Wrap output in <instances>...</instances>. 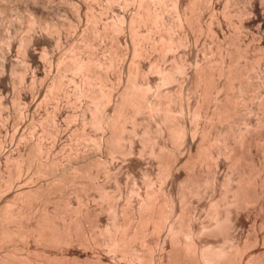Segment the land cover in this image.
<instances>
[{
    "label": "bare ground",
    "instance_id": "bare-ground-1",
    "mask_svg": "<svg viewBox=\"0 0 264 264\" xmlns=\"http://www.w3.org/2000/svg\"><path fill=\"white\" fill-rule=\"evenodd\" d=\"M54 1H57V3H54ZM105 1V6L102 7V10H100V8L99 10L101 12L107 11V14L110 12L109 10L116 7L113 5H117L115 2H121V0ZM132 1H135L136 4H131L133 3ZM132 1L129 2L131 5H126L128 8L129 6L136 5V8H133L134 11L130 10L132 13L129 11H122L116 15V11L113 9L112 12L114 11L113 14L116 15L115 19H113L111 12L112 17L110 20L107 17V20L101 17V15L104 17V13H100L99 15L96 14L98 11L96 13L93 11V8L95 9L94 5L98 3L101 4V0H0V110L6 109L8 106L10 99L8 93L11 92L16 103L15 105L17 106L15 110L17 111L18 108V112H15L14 109L10 110L15 112L13 115L16 114L18 119L17 124H19L15 130L13 129L14 126L11 125L13 127L11 129L13 133L9 130L12 133L9 134V118L7 119L6 117L5 120L3 119L0 123V264H53L55 261L56 264H59L63 259L66 260L65 263L67 264V259L68 261L70 259V256L68 257V248H71L70 246H76L81 250L86 247H92V249L94 247L99 248L101 247L100 245L109 246V251L107 250L109 253L111 248V250H115V252H121L119 255H123L129 264H135L137 258L134 257V254L137 248L134 249L133 243L138 236V232H141L139 234H143L142 236L145 238L159 231L158 228L160 226L162 229L163 227L167 229L168 233L171 235V242L175 244H172V246L170 245L171 248L173 245L174 247L173 249L170 248V256H167L169 264H186L184 258L187 254L190 256L194 255V258L197 256L196 262L198 264H240L242 261L243 254H236L237 251H234L236 255L234 254L235 256L232 257V261V258H229L230 256L228 257V254L231 252L233 253V251H229L227 254L223 249V252L222 250H215V255L213 254L215 251L211 250V254L209 255L210 252L208 253L209 250L207 249V255L203 252L206 251L207 248L203 250L202 246L204 244L202 245L200 242H195V240H190V242L187 240L188 243L187 241L186 243L181 242L180 238L176 237L180 234H176V220L174 219L176 217H174L175 208L173 209V207H175L176 204H174V202L176 201L171 195L172 192L169 190L170 188L168 189L165 184L167 182L175 183L174 186L178 194V196H176L178 200H180L179 203H182L187 197L188 190L191 194L193 191V189L191 191V188L195 185L199 187L200 184H203L201 183V181H203L201 179L202 177H200L202 166H207V171L211 173V178L208 175L209 179L207 185L208 183L211 185L214 184L216 181L215 173L217 171L215 167H218V162L221 163L218 161L220 160L219 158L223 157L227 161V166L230 169V173H227V179L225 178L226 181H228V183L225 182L227 190L224 191L225 194L229 193L232 195L230 203L232 200L234 206L236 203L248 206V203L255 201L254 196L257 194H254L256 191L254 187H257L256 184H259L260 187L262 186L264 189V183H262L264 178L262 179L259 176L261 180L259 178V180L257 179V175H260V173L258 172L257 174L254 171L253 174V167H250L253 166L252 164L246 169L248 163L246 164V160L243 158L244 153H250V150L253 149V142L260 146L259 142L262 141L260 139V133H262L261 129H264V118L258 116L261 119L257 117L255 124L249 127L250 124L247 123L249 118L246 119L245 117L252 116V114L249 110L250 107L247 109V105H244L246 106L245 109L248 111L245 110L244 114L241 113L243 115L241 122L244 127L240 125L243 127L240 129L241 127L239 128L237 125L241 131L240 133L237 131L238 128L235 129L237 122L234 121L237 119L235 118L236 120H232L234 117L233 115L238 109L236 108V104L238 105V103H240V106H242L241 104L243 103L246 104V102H244V93L254 84H251L252 79H258L259 77L256 70L254 71L256 73L253 72L254 75L251 74L250 76L249 74L250 71H253L258 66L257 62L259 56H252L250 54V46L252 44L250 43L251 45L249 46L244 43L242 40V33L245 32V28L254 25V29L256 27V32L264 36V0H240L242 1L240 8V5L234 6V4L236 5V3H238V0ZM167 2L171 4L170 8L174 9L172 10V12H175L174 20H172L174 16L172 17L171 14L168 13L169 16L165 15L170 5L166 6ZM123 3L125 4L127 2L123 0ZM104 4H102V6ZM124 4L122 6L125 9ZM232 5L238 8L233 9ZM118 6L121 5L119 4ZM97 7H100V5ZM119 8L123 10L121 7H118V9ZM165 8L166 13L164 14ZM57 14L62 15V17H58ZM169 17H172V19ZM232 17L237 18L233 35L229 34V32L225 33L224 31L226 26L228 29L227 24L234 26V24L231 23ZM72 21L77 23L78 30L76 33L74 32L77 29L74 28L76 24L73 22V25ZM126 26L132 33L130 35L132 36V41H130L132 42L131 47H128L127 43H124L125 46L122 44L119 46L120 36L122 35H120V33L123 29H126ZM72 28L75 29H73V32ZM20 29H24L23 31L21 30L24 33L26 30V34L24 37L20 35L22 38L17 40V36L14 38L11 34L14 33L15 35ZM154 31H158L157 35L154 33L155 36L153 35ZM203 32L211 36L209 38H212V45H209V43L207 47L201 42L202 44L200 47L201 52L205 54L203 58L205 59L208 55L209 59L207 57L205 60H202V58L201 60H197L199 59L198 56L194 60L193 69L190 68V71H188V67H186L188 59L186 57L188 55L185 57V52L181 51L178 53L177 51L179 49L183 50V48L187 50L188 44H190L189 41L192 40L195 41L194 46H196V44L199 43H196V40H198L196 38H199L198 35H203ZM247 33L249 35V32ZM261 34L254 35L257 36ZM251 36L255 38L253 35ZM200 38H202V36ZM101 39H106V44L107 41L111 39L110 46L106 45L103 41V43L108 46V54L106 57L97 56V53H94L95 49H93V47H98L94 44H97V40ZM96 41L97 43H94ZM203 41L205 43V37ZM124 42L126 41L124 40ZM102 44L100 43L98 45L101 46ZM122 47L125 49H122ZM202 47L206 49L203 51ZM15 48L20 52V62L13 59L12 51L13 49L16 50ZM197 48L198 46L196 49ZM197 50L196 52H199V49ZM191 51L189 52L190 54ZM93 53L96 55H93ZM153 53H156V56ZM169 53H172L170 59L175 63L171 65L172 70L170 65L167 67L166 63H163L165 66L162 64V61L164 58H167L166 55H169ZM214 55L216 56L214 57ZM128 56H131L132 60V64L130 66L128 64L130 69L127 68L126 63V57ZM190 64L192 67L193 63L190 62L188 65ZM174 65L175 68H173ZM185 68L187 69L185 70ZM125 69L128 71L127 74L129 75L124 83L122 80L125 78ZM190 72V84L188 83L187 87H189L187 89L193 88V93L190 94H197L195 96L196 99L194 98L195 101L192 110H190V107L189 111L193 121L198 120L199 122L200 118L205 120V125L201 127L202 131H199L200 126L196 123L189 128L186 126L187 124L184 119L186 116L183 118V115H185L183 111L184 108L182 109L183 102H179V106L177 105L178 107H176V104H174L175 98L173 100L171 97L173 93H170V89H154L156 92L151 91L150 94V81H157V85L160 87H165L167 84L172 82L175 83L176 81L177 83L179 81L180 84L182 82L183 85L181 84V89L179 88L180 85L176 83V85H179L176 89L182 93V90H185L182 86H184L186 82L182 79L185 77L180 80H178V78ZM64 74L70 75L71 79L69 75L68 77L72 82V86H67L69 85L67 83V85L65 84L66 78H64ZM256 82L259 83V80ZM154 84L156 85V83ZM255 85L259 84L255 83ZM191 86L192 88H190ZM248 86L250 87L248 88ZM232 90L233 92L235 90L237 91L233 93ZM258 90L259 88L255 91V96H257L256 92L258 93ZM186 92L188 94L190 90ZM224 92L225 95L222 97ZM187 94L186 97L188 98L186 99L188 100L190 96ZM206 97H208V101ZM43 98L45 100L55 99L58 101L60 99L59 102L55 103L54 107L52 106V111L46 119V121L48 120L47 122L51 121L53 118L57 120L58 118L60 119L67 116V108H69L67 104L77 103L78 100H81V102L82 100L84 101V103L81 104L82 108L80 107V109H82L80 111L81 113L77 114L72 111L73 113L70 112L68 115V117L73 120L76 119L77 116L81 117L80 126L74 127L72 130L68 127L69 124H66L68 130H64H67L66 132L69 133V138L62 139L65 136V131L59 122L57 123L55 121L56 123L54 124L52 121V128H46L45 131L50 134L51 138H54L53 142L51 141L52 145L50 144L51 146L49 147L46 145L44 146L40 141H31V139L28 138L30 136L26 135L28 131H24V128L28 127L32 129L33 126L42 122V118L37 115V112L38 109H40V103L44 100ZM61 99L66 103L64 108L60 104L62 102ZM178 100L180 101V99H177L176 102ZM231 102H233L235 106L231 105ZM260 102L262 104L260 103L261 105L259 104L260 106H257L259 111L260 108L264 107L263 99ZM11 103L12 101L10 104ZM187 103H189V100ZM210 103H212V106L208 107L207 105ZM21 104H23L22 107L20 106ZM204 104H206V108L205 106L203 107ZM187 105L190 106L191 103ZM202 108H205V110ZM189 111L187 109V112ZM246 112L250 115L244 117ZM254 113L256 112L253 111V114ZM1 114L3 117L4 113ZM11 115L10 117L12 120ZM188 117L190 116L188 115ZM12 123L14 122L12 121ZM143 124H145V127ZM47 125L50 126L49 124ZM139 126H141L140 130ZM86 127L100 130L101 135L92 138L89 134H86ZM142 127L144 129L141 130ZM198 132H201V135L199 134V142L194 145L193 137L196 138L195 136L198 135ZM63 140L66 141L64 142ZM61 141L64 143H61ZM183 144L186 146L185 150L183 149ZM182 145L183 148H181ZM80 146L83 148L86 147L87 149L80 152ZM193 146H196V149H194L196 153L193 150ZM260 147L259 149H261ZM180 148L181 150L183 149L184 152H182ZM56 151L57 153H64V151H67L66 155L68 160L74 162V164L71 166L69 165L70 163H68V166L62 165L58 157L51 156V154ZM95 155H99L100 158H96ZM249 156L251 157V155ZM115 157H117V159L120 158L119 160L122 164L127 165L126 169L128 170V166L140 165V161H144V159H142L144 157L149 158V160L151 159L154 164L152 171L156 169V180L160 182L158 183L159 186H156L158 189L156 188L157 190H154L155 186L153 184L155 180L154 182L151 180L152 178L150 175L153 172L146 169L150 161L146 160V163L142 161L147 165L144 167V172L143 170L140 172L144 173L142 176L145 182L149 184H147V187L150 188L149 186L152 182L154 189L151 186V190H148L151 192L146 194L147 196L143 198L140 196L141 193H138V191L134 192L136 194L135 196H138L136 198V206L131 205L133 201L131 204L127 202L128 204L125 206V202V209L123 205L118 202V199L121 200L122 198V192L119 194L121 198H119V195L116 196L115 193V196L112 195V193L108 194L107 191H104L106 190L105 187L103 188L105 184L99 179V174L100 172L102 173V171L111 176L113 175V177L116 176H114V174L119 170L122 173L120 167L122 168L124 165H119V170L116 168L117 171L114 170V172L110 171V166H107L112 165L108 164L109 162L117 160L114 159ZM117 164L116 162V165ZM261 166L260 171H264V166L262 164ZM200 167L201 169H199ZM214 169L216 171H214ZM125 170H123V172ZM254 175H256V178ZM48 176L51 177L49 181L45 178ZM131 176L133 175L131 174ZM204 179H206V177ZM255 179H257L258 182ZM204 182L206 186V181ZM232 182H234L235 185H233V183L230 186L229 183ZM227 184H229V187ZM253 184H255L254 187ZM93 190H96L97 193L99 192V194H97V196L99 195V199H96L97 202L95 203H99V201L100 203L96 205L90 204L91 201L94 203V200L90 199V192ZM132 190L134 191L135 189L132 187ZM132 190L130 192H132ZM194 190L199 191L198 188H194ZM198 191H196V195L199 193ZM224 192H222V194ZM222 194H220V197ZM71 195H75L74 198L77 197V206L75 205V207L70 204ZM224 196L227 197V195ZM224 196H222V198ZM228 197H230V195ZM72 199L71 197V200ZM89 199L91 201H89ZM214 202L216 204V201ZM231 204L230 208L233 207ZM223 205H225V202ZM71 206H73V208ZM166 207L168 208V212L165 213L167 215L163 220V215L165 214L160 211ZM107 208L109 209L108 211L111 212L112 222H110L111 224L109 223L111 226L109 225V227L107 225L101 227V223L99 224L97 219L102 213L104 214L105 210L107 211ZM212 209H214V207L211 208V210ZM232 209H234V207ZM241 209L243 210V208ZM214 210H212L213 213ZM182 211L183 210H181V213ZM216 211L218 210H215V212ZM118 213L127 216L122 224L118 221ZM159 214L163 215L161 216ZM230 214L231 213L228 211V218ZM180 215L182 214L178 215L181 218ZM213 215H210V217ZM234 215L236 219H238L239 213L237 216V212L235 211ZM159 217L161 219H159ZM215 217H217V212ZM210 219L213 220V217L209 218V220ZM159 220H161V222L162 220L164 221L162 225L161 222L159 223ZM224 220L225 218L223 221ZM230 221H232V219H230ZM230 221L228 222L231 225ZM220 223L222 224L223 222L220 221ZM216 224L218 223H215V225ZM211 228L214 227L211 226ZM215 228H217V225ZM80 229H84L85 232ZM177 230L179 232L178 228ZM80 231H82V235ZM190 231L191 228L189 229V232ZM193 231L195 235H198V238H200L203 232L192 229V232ZM217 231H219V228H217ZM183 232L185 233L186 231ZM198 241L201 240L199 239ZM73 247L72 250L74 249ZM199 248L202 249L199 251ZM238 248L240 249V247H237V250ZM83 249L80 253L83 252L84 254L87 249H84V251ZM162 250L163 249H161V251ZM95 251L97 250L95 249ZM65 252L68 253V255H66ZM139 253L141 254L140 251ZM152 254L153 253H151V255ZM98 255L99 254H97V256ZM113 255H115L114 252ZM123 256L120 258L122 259ZM79 258V255L72 256L74 263L75 260ZM85 258L89 261L87 257H84V259ZM100 258L101 256L97 257L93 263L95 264V262L98 261V264H104L105 262H102L103 260L101 261ZM72 259H70V261H72ZM80 260H76V262H82V258ZM86 260L82 263L86 264ZM196 262H194V264ZM72 263L73 262L70 264Z\"/></svg>",
    "mask_w": 264,
    "mask_h": 264
},
{
    "label": "rangeland",
    "instance_id": "rangeland-1",
    "mask_svg": "<svg viewBox=\"0 0 264 264\" xmlns=\"http://www.w3.org/2000/svg\"><path fill=\"white\" fill-rule=\"evenodd\" d=\"M116 1H118V0H116ZM124 1H126L127 3H123V0H121V2H115V3H117V5L116 4H113V5H115L116 7H114V8H112L111 10H109L110 12H108V14H107V11H105V12H101L100 10H102L103 8L102 7H104L105 6V0H101V4L100 3H98V4H95V5H97V6H99L100 5V7H97V6H95L94 5V7H95V9L93 8V11L96 13L97 11L99 12H97L96 14H99L100 15V13L102 14V13H104V17L101 15V17L102 18H104V19H107L108 20V18H109V20L111 19V17H112V15H113V19H115V17H116V15L117 14H119V13H121L122 11H129L130 12V10L132 11L133 10V8L135 9L136 8V5H132V6H129V5H131V4H136V2L134 1H132L133 3H131V4H129V2H131L130 0H124ZM163 1H166V0H163ZM169 1V0H168ZM238 3H236V5L234 4V6H239V8L241 7V5H242V1H240V0H238L237 1ZM54 3H57V1H54ZM105 3V4H104ZM121 5V6H118L119 4ZM102 4H104L103 6H102ZM125 5L124 7H125V9L126 8H128L126 5L127 4H129L128 6H129V8L127 9V10H125L124 8H123V6L122 5ZM170 3H168L167 2V5L166 6H168ZM233 6V5H232ZM232 7L233 9H237L238 7ZM118 7H121V9H123V10H120V8L118 9ZM171 7V4L169 5V7L167 8V14H165L166 12V8H165V10H164V14L166 15V16H169V14H171L172 15V17H173V19H172V17H169L170 19H172V20H174L175 19V12L173 11L172 12V10H174V9H172V8H170ZM99 8H100V10H99ZM171 10H170V9ZM114 9V11H116V15L115 14H113L114 13V11L112 12V10ZM117 9V10H116ZM230 9V8H229ZM232 9V10H233ZM169 10H170V12H169ZM231 10V9H230ZM134 11V10H133ZM111 12H112V15H111ZM130 13H132V12H130ZM169 13V14H168ZM109 15V16H107V15ZM58 15V14H57ZM58 17H62V15H58ZM108 17V18H107ZM236 17H232V19H231V23H233L234 24V26L233 25H231V24H227L228 25V29H227V26H226V28H225V33H228L229 32V34H231V35H233L234 34V32H235V30H234V28H235V24H236V22H237V18L235 19ZM112 19V20H113ZM235 19V20H234ZM233 21H235V22H233ZM73 22L74 21H72V24H73ZM74 24H76L75 26L76 27H74V28H72V32H73V29L75 30L74 32L76 33V31L78 30V27H77V23L76 22H74ZM73 24V25H74ZM230 25V26H229ZM230 27V28H229ZM231 27H232V29H231ZM249 28V29H248ZM248 28H245V32L244 33H242V40L244 41V43L247 45H251L250 47V54L252 55V56H259V60H258V62H257V67H256V69H254L253 71H250L249 72V74H250V76H251V74H253V72L256 70L257 71V73H258V79H252V83L251 84H253L252 86L254 87H252L251 85V87L250 86H248V88L249 89H247L246 91H245V93H244V95H245V100H244V102H246V104L245 103H243V104H241L242 106H240V103H238V105L236 104V108H238L237 109V111H236V113L232 116L233 118H232V120L234 121V120H236V121H234V122H237L236 123V126H235V129H237L238 127L240 128L241 126H243L244 127V125H243V123L241 122L242 121V114H244V112H245V110H247V109H249V107H250V112H251V114H252V116L250 115V114H248V112H246L245 113V115H244V117L246 116V115H250V116H246L245 118L247 119V118H249V120H248V124H250L249 125V127L250 126H252V125H254L255 124V122H256V119H257V117L259 116V117H262V118H264V111H263V109H264V107H262V108H260V111H259V108L257 107L261 102V100L263 99V101H264V40H261V39H264V36L261 34V33H258V32H256V27H255V29H254V25H250V26H248ZM250 28H252V29H250ZM6 30H8V29H6ZM5 30V31H6ZM24 30V29H20V31L18 30L16 33H15V35H14V33H12L11 35H12V37H14V38H16V36H17V40H19L20 38H22V36L24 37V35L26 34V30H25V33L24 32H22V31ZM252 30V31H251ZM9 31V30H8ZM7 31V32H8ZM20 32V33H19ZM126 32V33H125ZM141 32H142V30H141ZM158 31H154L153 32V35H154V33H156V35L158 34L157 33ZM247 32H249V35H248V33ZM75 33H73V34H75ZM204 34V36L201 34V35H198V37L199 38H196V39H198V40H196V43L197 42H199L198 44H196V46H194V40H192V41H189V43L191 44H188L189 46H188V48L187 47H185V48H187V50L186 49H184L183 48V50L182 49H179L177 52L179 53V52H181V51H183V52H185V57H186V55H188L186 58H188L187 59V66L186 67H188V71H190V68H192L193 69V66H194V60L199 56V59H197V60H201V58H202V60H205V59H207V57H208V55H207V57L204 59L203 57L205 56V54H204V52H201V42H203V44L204 45H206L207 47H208V45L207 44H209V45H212L211 43H212V38H209V37H211V36H209L208 34H206L205 32H203ZM246 33V34H245ZM17 34V35H16ZM72 34V33H71ZM122 34V35H121ZM132 33L130 32V30H129V28L126 26V29L124 30H122V32L120 33V41H119V46H121V44L123 45V46H125V44L127 43L128 44V47H131V45H132V42H130V41H132V36H130ZM254 34H261L262 35V37H261V35H257V36H255ZM20 35H22V36H20ZM251 35H253L255 38H252V36ZM20 36V37H19ZM124 36V37H123ZM155 36V35H154ZM202 36V38L204 39V37H205V43H204V41H203V39L202 38H200ZM259 36V37H258ZM258 37V38H257ZM248 38V39H247ZM260 38V39H259ZM109 39V38H108ZM211 39V40H210ZM111 40V39H110ZM110 40H108L109 41V43H108V41H107V44H106V39H101V40H97L98 41V43H97V41L96 42H94V43H97V44H94L95 46L97 45L98 47H93V49H95L94 50V53L96 52L97 53V56H101V57H106L107 56V47L108 46H110V44H111V42H110ZM124 40L126 41V42H124ZM200 40V41H199ZM207 40V41H206ZM261 40V41H260ZM103 41H104V43L106 44V45H108V46H106L104 43H103ZM210 41V42H209ZM192 42V43H191ZM260 42V43H259ZM102 44L101 46H102V48H101V46H99L98 44ZM125 43V44H124ZM251 43V44H250ZM255 44V45H254ZM130 45V46H129ZM260 45V46H259ZM106 46V47H105ZM192 48H191V47ZM198 46V48L197 49H199V52H196V51H198L197 49H196V47ZM203 46V45H202ZM205 46V47H206ZM259 46V47H258ZM101 49H100V48ZM105 47V48H104ZM195 47V48H194ZM204 47V46H203ZM203 47H202V50L204 51L206 48H204L203 49ZM252 48H254V49H252ZM256 48V49H255ZM262 48V49H261ZM16 50H14L13 49V53H12V55H13V59L14 60H16V61H18V62H20L21 61V55L19 54L20 52L18 51V49L17 48H15ZM97 49V50H96ZM106 49V50H105ZM122 49H125V48H123L122 47ZM189 49V50H188ZM192 50V51H191ZM253 50V51H252ZM98 51V52H97ZM191 51V54L189 53ZM255 51V52H254ZM258 51V52H257ZM99 52H100V54H99ZM104 54H103V53ZM187 52V53H186ZM88 53V52H87ZM86 53V54H87ZM93 53V55H96V54H94ZM189 53V54H188ZM199 53V54H198ZM201 53H203V54H201ZM89 54V53H88ZM91 54V53H90ZM99 54V55H98ZM155 56H156V53H153ZM152 54V55H153ZM172 53H169V55L167 54L166 55V59L164 58V60L162 61V64L164 63H166V65H167V67H169V65H170V68H171V70H172V66L171 65H173V64H175L174 62H172V60L170 59L171 58V55ZM15 55V56H14ZM103 55H105V56H103ZM151 55V56H152ZM154 55H153V57H154ZM191 55V56H190ZM201 55H203V56H201ZM18 56V57H17ZM196 56V57H195ZM213 56V55H212ZM216 55H214V57H215ZM15 57V58H14ZM17 57V58H16ZM263 57V58H262ZM212 58V57H211ZM193 59V60H192ZM208 59H209V57H208ZM126 63H127V68H129L130 69V65L132 64V60H131V56H128V57H126ZM169 60V61H168ZM171 61V62H170ZM128 62H131V63H128ZM190 62H192L193 63V65H192V67H191V64L190 65H188ZM171 63V64H170ZM173 63V64H172ZM128 64H129V66H128ZM163 64V65H164ZM260 64V65H259ZM165 66V65H164ZM126 68V69H127ZM173 68H175V65H174V67ZM125 69V72H124V76H125V78H123V82L125 83L126 81L125 80H127L126 78L128 77V75L129 74H127V70H129V69H127L126 70ZM187 68H185V70H186ZM191 69V70H192ZM193 71V70H192ZM191 71V72H192ZM263 71V72H262ZM191 72L188 74L187 73V75H181L179 78H178V80H180L181 78H184V79H182L184 82H185V84H184V86H182L185 90H182V93L178 90V89H176V87L178 86L179 87V85H180V89H181V84L183 85V83L181 82V84L179 83V81H178V83H177V81L175 82V83H170V84H167L166 86H169V87H164V86H158L157 85V81H150V85H151V89H153V90H151L150 89V94H151V91H154V89L155 90H158V89H163L164 88V90H166V89H170V93H173V95L171 96L172 98H173V100H174V98H175V102H176V100L177 99H180V101L178 100L177 102H178V104H177V102L175 103L174 102V104H176V107H178L179 106V104L180 103H182L183 104V107H182V109H183V111L185 112H183L185 115H183V118H184V116H186L184 119H185V121H186V126H188V128L191 126H194L195 125V123L198 125V126H200L199 127V131H202L201 130V127H202V125L204 126L205 125V120L203 119V118H200L199 119V122H198V120H194L193 121V118H192V116H191V114H190V111H189V109H190V107H191V109L190 110H192V107H193V104H194V98L196 99V94L194 95V94H190V93H193V88H192V86L190 87V88H192V89H187L188 87H187V85H188V83L190 84V78H191ZM254 73H256V72H254ZM262 73V74H261ZM70 75H72L71 73H69ZM69 74H64V78H66V81H65V84L67 83V84H69V85H67V86H72V82L69 80V77H70V75ZM186 74V73H185ZM68 75H69V77H68ZM254 75V74H253ZM67 76V77H66ZM263 76V77H262ZM189 77V78H188ZM70 79H71V77H70ZM260 79H261V81H260ZM67 80H69V81H67ZM254 80V81H253ZM259 80V83L258 82H256V81H258ZM263 80V81H262ZM71 82V83H70ZM154 83H156V85L154 84ZM176 83L177 84H179V85H176ZM255 83H257V84H259V85H255ZM263 83V84H262ZM149 85V86H150ZM171 85V86H170ZM260 86V87H259ZM263 86V87H262ZM155 87H157V88H155ZM186 87V88H185ZM256 87V88H255ZM259 88V90H258V93L256 92V95L257 96H255V91ZM166 88V89H165ZM172 88V89H171ZM173 90V91H172ZM177 90V91H176ZM188 90V92H189V90H190V92L187 94V91ZM192 91V92H191ZM235 91H237V90H235ZM235 91L233 92V90H232V92L233 93H235ZM253 91V92H252ZM154 92H156V91H154ZM153 92V93H154ZM177 92V93H176ZM251 92V93H250ZM152 93V94H153ZM180 93V94H179ZM248 93V94H247ZM186 94L188 95V96H190L189 98L190 99H188L189 100V103H187L188 102V100L186 99V98H188V97H186ZM250 94H252V95H250ZM192 95H194V96H192ZM224 95H225V92H224V94H222V97H224ZM259 95V96H258ZM255 96V97H254ZM8 97L10 98L9 99V104H10V102L12 101V103L14 104H8V106L6 107V109H1L0 111V115H1V117H0V123H1V121H3V119L5 120V118L7 117V119H8V121H9V124H8V132H9V134H12L13 133V130L11 131V129L13 128L12 126H14V130H15V128H17L18 126H19V124H17V121H18V119H17V117H16V114H14L15 115V117H14V115H13V113H15V112H18V108H17V111L15 110L16 109V103H15V101H14V98H13V95H12V93L11 92H9L8 93ZM247 97H248V99H247ZM253 97V98H252ZM257 97V98H256ZM260 97V98H259ZM162 98V97H161ZM177 98V99H176ZM183 100H182V99ZM252 98V99H251ZM255 98V99H254ZM262 98V99H261ZM44 99V98H43ZM58 99V98H57ZM162 99H164V98H162ZM206 99H207V101H208V97H206ZM251 99V100H250ZM261 99V100H260ZM45 100V99H44ZM43 100V102H41L40 103V109H42V110H40V109H38V112H37V115H39V116H41V118H42V122H45V123H42V122H39L37 125H35V126H33L32 127V129H30V128H28V127H26V128H24V131L25 132H27L28 131V133H26V135H28V136H30V137H28V138H30L31 139V141H40L44 146L46 145L47 147H49V146H51L52 145V142H53V139L54 138H51V136H50V134H48L45 130H46V128H48V129H50V127L52 128V125H53V122H54V124L57 122H59L60 124H61V127L63 128V130L64 129H67L68 130V127L72 130V129H74V127H78V126H80V122H81V120H80V118L81 117H76V119H70L69 117H68V115L70 114V112H74V113H77V114H79V113H81L80 111L82 110V109H80V107L82 108V105L81 104H83L84 103V101L82 100V102H81V100H78L77 101V103H73V104H67V107H69V108H67V110L69 111H67V113H68V115L67 116H64V117H62V118H58L57 120L55 119V118H53L51 121H49V122H47L46 121V119L48 118V115H49V113H51V111H52V108L54 107V105H55V103L56 102H59L60 101V99H59V101L58 100H55V99H51V100H45L44 101ZM53 100V101H52ZM55 100V101H54ZM191 100V101H190ZM205 100V99H204ZM253 100V101H252ZM61 106L64 108L65 107V105H66V103H65V101H63V99H61ZM162 101H164V100H162ZM51 102V103H50ZM63 102H64V105H63ZM180 102V103H179ZM248 102V103H247ZM46 104V105H44V104ZM190 104L191 103V105L189 106V105H187V104ZM232 104L231 105H233L234 103L233 102H231ZM49 104V105H48ZM78 104V105H77ZM253 104V105H252ZM262 104V103H261ZM260 104V105H261ZM72 105V106H71ZM76 105V106H75ZM81 105V106H80ZM178 105V106H177ZM244 105H247V109H245L246 108V106H244ZM248 105H250V106H248ZM251 105H252V107H251ZM259 105V106H260ZM21 107L23 106V104H21L20 105ZM43 108H42V107ZM53 106V107H52ZM175 106V105H174ZM205 106V108H206V104H204L203 105V107ZM208 107H211L212 106V103H210L209 105H207ZM233 106H235V105H233ZM239 106V107H238ZM73 107H74V109H73ZM189 107V108H188ZM241 107V108H240ZM255 107V108H254ZM7 108H8V110H7ZM205 108H202V109H204L205 110ZM253 109V111L254 112H256V113H254L253 114V111H252V109ZM258 108V109H257ZM10 109H14V111L13 110H10ZM71 109V110H70ZM187 109H188V111L189 112H187ZM201 109V110H202ZM256 111H255V110ZM75 110H76V112H75ZM186 110V111H185ZM243 110V111H242ZM6 111V112H5ZM248 111V110H247ZM259 111V112H258ZM262 111V112H261ZM8 112H10V113H8ZM72 112V113H73ZM202 112H203V110H202ZM239 112V113H238ZM1 113H6L5 115L3 114V117H2V114ZM9 115H8V114ZM189 113V114H188ZM242 113V114H241ZM263 113V114H262ZM12 114V115H11ZM18 114V113H17ZM238 114V115H237ZM241 116H240V115ZM262 114V115H261ZM10 115L12 116V120H11V117H10ZM188 115L191 117H188ZM254 115V116H253ZM261 115V116H260ZM258 117V118H259ZM188 118H190V119H188ZM236 118V119H235ZM241 120H240V119ZM2 119V120H1ZM238 119H239V121H238ZM259 119H261V118H259ZM70 120V121H69ZM12 121L14 122V123H12ZM53 121V122H52ZM56 121V122H55ZM190 121V122H189ZM15 122H16V126H15ZM51 122H52V124H51ZM65 123V125H64V123ZM205 122V123H204ZM253 122V123H252ZM19 123V122H18ZM42 123V124H41ZM49 124L50 126H48L47 124ZM143 123V122H142ZM142 123H141V125H142ZM192 123V124H191ZM194 123V124H193ZM199 123V124H198ZM239 123V124H238ZM47 125V127H46V125ZM66 124L68 125V127L66 126ZM77 124V125H76ZM12 125V126H11ZM144 125V127H145V124H143ZM224 125V124H223ZM237 125H238V127H237ZM241 125V126H240ZM225 126V125H224ZM248 126V125H247ZM11 127V128H10ZM45 127V128H44ZM140 127L141 126H139V130H140ZM243 127H241L240 129H242ZM28 128V129H27ZM238 128V129H239ZM69 129V130H70ZM142 129H144L143 127L141 128V130ZM237 129V131L240 133L241 131H240V129L238 130ZM12 132H10V131ZM67 130H64L65 131V136L62 138V139H64V138H69L68 137V135H69V133H67L66 131ZM85 130H87V131H85L86 132V134H89L92 138H96V137H98V136H100L101 135V132H100V130H96V129H93V128H90V127H86L85 128ZM262 130V133H260V139L263 141H261V142H259V144H260V146L257 144L256 145V143L255 142H253L252 143V145H253V149H251L250 151V153L248 152H246V153H244V156H243V158H244V160H248V159H250V160H248L247 162L245 161V163L247 164L246 165V169H248L247 167L248 166H250L251 164L253 165V166H250L251 168H252V170H253V174H254V171L258 174V172L260 173V175L258 174H256L258 177H257V179L259 178V176H260V178H264V171L262 170V171H260V166H261V164L264 166V129H261ZM40 131V132H39ZM91 132V133H90ZM100 132V133H99ZM47 133V134H46ZM95 133V134H94ZM201 135V132H198V135H196L195 137L196 138H194L193 137V139H194V145H195V143H198L199 142V136ZM41 135V136H40ZM40 136V137H39ZM45 136V137H44ZM96 136V137H95ZM40 138V139H39ZM44 138V139H43ZM263 138V139H262ZM29 139V140H30ZM33 139V140H32ZM38 139V140H37ZM62 139H60V140H62ZM198 139V140H197ZM260 139H259V141H260ZM52 141V142H51ZM64 142L66 141V140H63ZM64 142H62L61 141V143H64ZM45 143V144H44ZM51 144V145H50ZM183 145H184V148H183ZM182 145V147L181 148H183L184 150L186 149V146H185V144H183ZM197 145V144H196ZM81 148V151L80 152H82L84 149H87L86 147H82V146H80ZM259 147L263 150V152H262V150L261 149H259ZM83 148V149H82ZM181 148H180V150H181ZM181 150L182 152H184V150ZM194 149H196V146H193V150ZM258 149V150H257ZM196 150H194V152H195ZM239 151V150H238ZM243 151H245V150H243ZM243 151H242V153H243ZM259 151V152H258ZM241 152V151H240ZM239 152V153H240ZM61 153H62V155H61ZM66 153H67V151H64V153L63 152H58L57 153V151L56 152H53V154H51V156H55V157H58V159L60 160V162H62V165H64V166H68V163H70L69 165L71 166V165H73L74 164V162H70L69 160H68V158H67V155H66ZM196 153V152H195ZM242 153H240V154H242ZM260 153V154H259ZM262 153V154H261ZM245 154H246V156H247V159H246V156H245ZM254 154V155H253ZM259 154V155H258ZM66 155V156H65ZM249 155H251V157L249 156ZM253 155V156H252ZM95 157L96 158H100V156L99 155H95ZM64 158V159H63ZM252 158V159H251ZM254 158V159H253ZM114 159H117V157H115ZM113 159V160H114ZM120 158H118L116 161H111V162H109L108 164H112V165H107V166H110L109 167V169H110V171H113L114 172V170L115 171H117L116 170V168L119 170V165H124V164H122V162L119 160ZM142 159H144V161L143 160H141L140 161V165H132V166H128V168H129V170L128 169H126V167H127V165L125 164L124 166H122V168L120 167V169H122V173H121V171L119 172V171H117L115 174H114V176L115 177H113V175L111 176V175H109V174H106V172L104 173L103 171H102V173L100 172V174H99V179L100 180H102L103 181V183L105 184V186H103V188L105 187V189L106 190H104V191H107V193L108 194H110V193H112V195H114V193H115V195L116 196H118L119 194H121V192H122V198H121V196L119 195V198H121V200L120 199H118V202L120 203V204H122L123 205V207L126 209V205L128 204L127 202H130V204L132 203V201H133V203L131 204V205H133V206H136V201H137V197L138 196H135L136 194L134 193V192H137L138 191V193H141L140 194V196L143 198V197H145V196H147L146 194H149V192H151V191H148V190H151V186H152V182H151V185L149 186L150 188H148L147 187V184H148V182L146 183L145 182V179L143 178V176L142 175H144V170H145V165H147V164H144V163H146V160H149V158H147V157H144V158H142ZM220 160H218V161H220L221 163H219L218 162V167L216 168L215 167V169H217V171L214 169V171H216V173H215V177H216V181L214 182V187H213V185H211L210 183H208V185H210V186H208L207 185V182H208V179H209V176H210V178H211V173L209 172V171H207V166H202L203 168H202V170H200L201 172V176L200 177H202L201 179L203 180V181H201V183H203V184H200V183H198V184H200V186L199 187H196V185L193 187V188H191V191H192V189H193V191H192V193L190 194L188 191H187V197L185 198V203L182 201V203H179L180 202V200H178V194L176 193V189H175V183L173 182V183H169V182H167L166 184H165V186L169 189V190H171V195L174 197V200L176 201V202H174V204H176L175 205V207H173V209L175 210L174 211V217H176V218H174L175 220H176V223H175V225H176V234H179V236H176L177 238L179 237L180 238V241L181 242H185L186 243V241L188 240L189 242H190V240H195V242H200V243H202V245L204 246H202V248H203V250L206 248V251H203L204 253H206L207 255H208V253H209V255L211 254V250L213 251H219V250H224V251H226V253L228 254L229 253V251L231 252V251H233V253L231 252L230 254H228V257L229 258H232V257H234L236 254H239V255H242V261L240 262V264H264V189L262 188V186L260 187V185L259 184H256L257 185V187H254V185L255 184H253V187H254V189L256 190L255 192H254V194L256 195V196H254L255 198H254V202L252 201V203H248L249 205L247 206V205H243V204H238V203H236L235 204V206L233 205V201L231 200V203H230V199H231V194H229V193H227V194H225V192L224 191H226L227 190V187H226V183H228V181H226V179H227V177H228V175H227V173L229 172L230 173V169H229V167L227 166L228 164L226 163L227 161L223 158V157H221V158H219ZM251 160H252V162H254V163H252L251 162ZM254 160V161H253ZM120 161V162H119ZM144 163H143V162ZM150 162L148 163V166H146V169L147 170H150L151 172H153V173H151V180L154 182V180H155V182H154V186H155V189H154V186H152L153 187V189L154 190H157L158 188V186H159V184L158 183H160V182H158L157 180H156V178H157V175H155L156 173L155 172H157L156 171V169H155V167H154V171H152L153 169V166H154V164H153V162L151 161V159L149 160ZM116 162L118 163L117 165H116ZM262 162V163H261ZM256 163V164H255ZM151 164V165H150ZM151 166V167H150ZM114 167V168H113ZM143 168V169H141V168ZM148 167V168H147ZM206 167V168H205ZM227 167V168H226ZM255 167V168H254ZM262 167V166H261ZM140 168V169H139ZM219 168H220V170H219ZM126 169V170H125ZM131 169H134V170H131ZM199 169H201V167L199 168ZM227 169V170H226ZM263 169H264V167H263ZM123 170H125L124 172H123ZM129 172H128V171ZM131 170V171H130ZM141 170H143V172L141 173L140 171ZM208 170H210V169H208ZM219 170V171H218ZM257 170V171H256ZM134 171V172H133ZM139 171V172H138ZM113 172H111V173H113ZM127 172V173H126ZM131 172H133V173H131ZM206 172V173H205ZM221 174L222 172V174L220 175L219 173ZM262 172V173H261ZM120 173V174H119ZM129 173H131L133 176H131V174H129ZM141 173V174H140ZM205 173V174H204ZM228 173V174H229ZM106 174V175H105ZM204 174V175H203ZM263 174V175H262ZM108 175H109V177H108ZM209 175V176H208ZM217 175V176H216ZM227 175V176H226ZM256 175H254V177L256 178ZM226 176V177H225ZM262 176V177H261ZM112 177V178H111ZM119 179H118V178ZM206 177V179H204ZM46 178V180H50L51 179V177L50 176H48V177H45ZM44 178V179H45ZM117 178V179H116ZM226 178V179H225ZM259 178V179H260ZM43 179V180H44ZM116 179V180H115ZM144 179V180H143ZM257 179H255L257 182H258V180ZM261 180V179H260ZM107 183H105V182ZM111 181H112V183H111ZM204 181H206V186H205V182ZM210 181V180H209ZM222 181V182H221ZM119 183V185H118V183ZM226 182V183H225ZM260 182V181H259ZM135 183V184H134ZM216 183V184H215ZM223 183V184H222ZM234 182H232V183H229L230 184V186H231V184H233ZM262 183H264V180H263V182ZM261 183V184H262ZM145 184H146V186H145ZM158 184V185H157ZM170 184H172V185H170ZM197 184V185H198ZM229 184H227V186L229 187ZM149 185V184H148ZM204 185V186H203ZM222 185V186H221ZM225 185V186H224ZM233 185H235V183L233 184ZM264 185V184H263ZM117 186H118V188H117ZM120 186V187H119ZM134 186H135V188H134ZM157 186V187H156ZM170 186V187H169ZM173 188H172V187ZM191 186V185H190ZM132 187H133V189H135L134 191L132 190ZM209 187V188H208ZM223 187V188H222ZM233 187H235V186H233ZM148 188V189H147ZM157 188V189H156ZM172 188V189H171ZM194 188L195 189H199V191L198 190H196V191H198L199 193L196 195L195 193H196V191L194 190ZM212 188V189H211ZM215 188V189H214ZM252 188V187H251ZM147 189V190H146ZM132 190V192H133V194H132V192H130ZM260 190V191H259ZM145 191H146V193H145ZM211 191V192H210ZM224 192L223 194H222V192ZM93 192V193H92ZM116 192H117V194H116ZM148 192V193H147ZM207 192V193H206ZM262 192V193H261ZM91 193V195H90V199L91 200H94V203H93V201H91L90 199H89V201H91L90 202V204L91 205H96V204H99L100 203V201H99V203H95V202H97V200L99 199V195L97 196V194H99V192L97 193L96 192V190H93V191H91L90 192ZM96 193V194H95ZM201 193H202V195H201ZM175 194V195H174ZM194 194V195H193ZM204 194V195H203ZM220 194H222L221 195V197H220ZM111 195V196H112ZM114 195V196H115ZM133 195V196H132ZM177 195V196H176ZM224 195H227V197H225ZM230 195V197H228ZM95 196H96V198H95ZM190 196V197H189ZM192 196V197H191ZM195 196V197H194ZM222 196H224L223 198H222ZM258 196H259V198H258ZM71 197L73 198L72 200H71ZM71 197H70V201H71V203L70 204H72L74 207H75V205L77 206V197L76 198H74L75 197V195H71ZM92 197H94V198H92ZM98 197V198H97ZM198 197V198H197ZM220 197V198H219ZM261 197V198H260ZM127 198V199H126ZM175 198H177V199H175ZM189 198V199H188ZM228 198V199H227ZM75 199V200H74ZM97 199V200H96ZM126 199V200H125ZM130 201H129V200ZM180 199V198H179ZM192 199V200H191ZM226 199V200H225ZM120 200V201H119ZM222 200V201H221ZM228 200V201H227ZM253 200V199H252ZM259 200V201H258ZM214 201H216V204H215V202ZM217 201H218V203H217ZM237 201V200H236ZM257 201V202H256ZM262 201V202H261ZM76 202V203H75ZM126 202V203H125ZM214 202V203H213ZM223 202V203H222ZM224 202H225V205H223L224 204ZM124 203H125V206H124ZM106 204V203H105ZM221 204V205H220ZM228 204V205H227ZM230 204L234 207V209H232L233 207H231L230 208ZM261 204V205H260ZM211 205H213V206H211ZM220 205V206H219ZM226 205H227V207H226ZM238 205H239V207H238ZM252 205H253V207H252ZM73 206H71L72 208H73ZM107 206V205H106ZM174 206V205H173ZM177 206V207H176ZM185 206V207H184ZM189 206V207H188ZM210 206V207H209ZM216 206V207H215ZM225 206V207H224ZM229 206V207H228ZM241 206V207H240ZM214 207V209L215 210H218V211H216L217 212V217H215L216 216V212H215V210L214 209H212V210H214V213L212 212V210H211V208H213ZM219 207V208H218ZM258 207V208H257ZM167 208V207H166ZM161 209L162 211H160L161 213H163V214H165L166 212H168L167 210H168V208L167 209ZM210 208V209H209ZM230 210H229V209ZM241 208H243V210L241 209ZM257 210H256V209ZM229 211V213H231L230 214V216H229V218H228V211ZM236 209V210H235ZM109 209L107 208V211L105 210L104 211V214L102 213H100L101 214V216H99L98 217V223L100 224V226L101 227H105V226H109L111 223L110 222H112V217H111V212H109L108 211ZM181 210H183L182 211V213H181ZM225 210H226V212H225ZM239 210V211H238ZM245 210V211H244ZM212 213H211V212ZM221 211V212H220ZM223 211V212H222ZM231 211V212H230ZM235 211L237 212V216H238V213H239V217H238V219H236V216L234 215L235 214ZM249 211V212H248ZM252 211V212H251ZM261 211H262V213H261ZM106 212V213H105ZM190 212V213H189ZM209 212V213H208ZM234 212V213H233ZM120 213V212H119ZM118 213V217L117 218H119V220L118 221H120V223L122 224V222H124L125 221V219L127 218V216H123L122 215V213L121 214H119ZM224 213V214H223ZM226 213V214H225ZM243 213H245V214H243ZM163 214H159V215H163ZM179 214H182V215H180L181 216V218L178 216ZM195 214V215H194ZM215 216H214V215ZM220 215V218H219V215ZM108 215V216H107ZM166 215L167 214H165V215H163V220L166 218ZM176 215V216H175ZM188 215V216H187ZM210 215H213V216H211V217H213V220L212 219H210L209 220V218H211L210 217ZM227 215V216H226ZM121 216V217H120ZM160 216V217H161ZM185 216V217H184ZM249 216V217H248ZM111 217V218H110ZM159 217V219H161ZM165 217V218H164ZM100 218V219H99ZM107 218V219H106ZM177 218H178V220H177ZM192 218V219H191ZM215 218V219H214ZM217 218V219H216ZM219 218V219H218ZM225 218V220H226V222H225V220L223 221V219ZM246 218V219H245ZM111 219V220H110ZM124 219V220H123ZM181 219V220H180ZM221 219V220H220ZM229 219V220H228ZM230 219H232V221H230ZM110 220V221H109ZM162 220V222H164ZM192 220V221H191ZM215 220H216V222H215ZM180 221V222H179ZM219 221V222H218ZM220 221H222L223 223L221 224L220 223ZM228 221H230L231 222V225H230V223L228 222ZM239 221V222H238ZM161 222V220H159V223ZM162 222H161V225H162ZM218 223V224H216L217 225V228H219V231H217V228H215L216 227V225H215V223ZM110 223V224H109ZM179 223V224H178ZM192 223V224H191ZM227 223V224H226ZM229 223V224H228ZM177 224H178V227H177ZM225 224V225H224ZM255 224V225H254ZM190 225V226H189ZM207 225V226H206ZM221 226V227H219V226ZM111 226V225H110ZM109 226V227H110ZM186 226V227H185ZM203 226V227H202ZM206 226V227H205ZM211 226L212 227H214V228H211ZM226 226V227H225ZM230 226V227H229ZM180 227V228H179ZM187 227H189V228H187ZM228 227V228H227ZM254 227V228H253ZM177 228L179 229V232H178V230H177ZM183 228H185V229H183ZM191 228V231L189 232V229ZM205 228V229H204ZM211 228V229H210ZM222 228V229H221ZM224 228H227V229H224ZM159 231H157V232H155V234L153 233L152 235H149V236H147V237H145V238H143V234H139V233H141V232H138V236L136 237V239L134 240V249H136L135 250V254H134V257H136L137 258V260L135 261V264L137 263V264H169L168 263V257L167 256H170V248H171V246H172V244H174L173 242H171V238H170V233H168V231H167V229L166 228H164L163 227V229H162V227L160 226L159 228ZM181 229V230H180ZM192 229H195V230H198V231H203L202 232V235L200 236V238H198V235H195V233H194V231L192 232ZM210 229V230H209ZM213 229V230H212ZM80 230H84V229H80ZM207 230H208V232H207ZM216 230V231H215ZM227 230V231H226ZM255 230V231H254ZM183 231H186L185 233L183 232ZM231 231V232H230ZM81 232V235L83 234L82 233V231H80ZM84 232H85V230H84ZM161 232V233H160ZM192 232V233H191ZM205 232V233H204ZM157 233H159V234H157ZM168 233V234H167ZM182 233V234H181ZM191 233V234H190ZM167 234V235H166ZM187 236H186V235ZM190 234V235H189ZM192 234H193V237H192ZM157 235V236H156ZM169 235V236H168ZM183 235H185V236H183ZM141 236V237H140ZM183 236V237H182ZM189 236H191L192 237V239H191V237H189ZM195 236V237H194ZM197 236V237H196ZM163 237H165V238H163ZM157 238V239H156ZM188 238V239H187ZM190 238V239H189ZM197 238H198V240L200 239L201 241H198L197 240ZM256 238V239H255ZM144 239V240H143ZM147 239V240H146ZM166 239V240H165ZM184 239V240H183ZM139 240H141V241H139ZM156 240V241H155ZM162 240H164V241H162ZM179 240V239H178ZM188 241H187V243H188ZM192 242V241H191ZM253 242V243H252ZM157 243V244H156ZM164 245H163V244ZM170 243V244H169ZM147 244V245H146ZM211 244V245H210ZM139 245V246H138ZM149 245V246H148ZM162 245V246H161ZM171 245V246H170ZM175 245V244H174ZM174 245H173V247H174ZM101 247H99V248H93L92 249V247L91 248H84V249H87L86 251H87V253H86V251L84 252V254H83V252L82 253H80L81 251H82V249L81 250H79L78 249V247H76V250H75V247H73V246H70L71 248H68L69 250H68V253H69V255H68V253H66L67 252V250H66V255H68V257L70 258V259H72V256L73 255H79V259H76V260H80L81 258H82V262L84 263L85 262V260H86V258L84 259V257H87L88 258V260L89 261H87L86 260V264H88L90 261V263L89 264H94L93 262L95 261V259L97 258V257H100L101 256V261L102 262H105L104 264H113L114 262L116 263V264H126V263H128L129 264V262H127V260H125L126 258H124V256L123 255H119V253H121V252H119V251H116L115 252V250H111L110 249V253L108 252L109 251V246L107 247V246H102V245H100ZM137 246V247H136ZM156 246H157V248H156ZM234 248H233V247ZM72 247L74 248L73 250H72ZM97 247V246H96ZM106 247V248H105ZM140 247V248H139ZM173 247L171 248V249H173ZM211 247V248H210ZM229 247V248H228ZM237 247H240V249L238 248V250H239V252H238V250H237ZM242 247V248H241ZM103 248V249H102ZM146 248V249H145ZM163 249L162 251H161V249ZM202 248H199V251L202 249ZM227 248V249H226ZM230 248H232V249H234V250H232V249H230ZM235 248H236V250H235ZM263 248V249H262ZM78 249V250H77ZM84 249H83V251H84ZM91 249V250H90ZM95 249L97 250V251H95ZM140 249H142V250H140ZM149 249V250H148ZM209 251H208V250ZM226 249V250H225ZM102 250V251H101ZM108 250V251H107ZM146 250V251H145ZM165 250V251H164ZM223 250H222V252H223ZM139 251L141 252V254L139 253ZM152 251V252H151ZM166 251H168V252H166ZM207 251H208V253H207ZM216 251L215 252H213V254H215L216 253ZM236 252V254H235V252ZM244 251V252H243ZM95 252H97V253H95ZM101 252V253H100ZM107 252V253H106ZM112 252V253H111ZM113 252H114V254L115 255H113ZM138 252V253H137ZM160 252V253H159ZM190 252V251H189ZM188 252V253H189ZM262 252V253H261ZM105 253V254H104ZM116 253H118V254H116ZM151 253H153L152 255H151ZM169 253V254H168ZM190 253H192V252H190ZM81 254V255H80ZM83 254V255H82ZM97 254H99L98 256H97ZM102 254V255H101ZM107 254V255H106ZM112 254V255H111ZM146 254V255H145ZM167 254V255H166ZM212 254V255H213ZM218 254H219V252H218ZM235 254V255H234ZM262 254V255H261ZM86 255V256H85ZM94 255V256H93ZM113 257V259H112V257ZM137 255V256H136ZM141 255V256H140ZM171 255L173 256V254H172V252H171ZM212 255H211V257H212ZM216 255V254H215ZM233 255V256H232ZM90 256V257H89ZM97 256V257H96ZM115 256V257H114ZM118 256V257H117ZM121 256H123L122 257V259L120 258ZM140 256V257H139ZM143 256V257H142ZM149 256V257H148ZM151 256V257H150ZM166 256V257H165ZM254 256V257H253ZM93 257V258H92ZM148 257V258H147ZM188 257V258H187ZM190 257V258H189ZM210 257V256H209ZM144 258V259H143ZM161 258V259H160ZM196 258H197V256H196ZM196 258H194V255H189V254H187V256L184 258V261H186L185 263L186 264H194V262H196ZM255 258V259H254ZM70 259H69V261H68V259H67V264L70 262H73L72 264H80V263H82V262H76V260H75V263H74V261H73V259H72V261H70ZM84 259V260H83ZM91 259V260H90ZM112 259V260H111ZM120 259V260H119ZM147 259V260H146ZM168 259V260H167ZM62 260V259H61ZM111 260V261H110ZM153 262H152V261ZM159 260H160V262H159ZM188 260V261H187ZM195 260V261H194ZM232 261H233V258L231 259ZM65 259H63L61 262H60V259H59V262L60 263H65ZM113 261V262H112ZM137 261H139V262H137ZM143 261V262H142ZM249 261V262H248ZM259 261V262H258ZM56 262V261H55ZM54 262V263H55ZM59 262H57V263H59ZM123 262V263H122ZM151 262V263H150ZM189 262V263H188ZM252 262V263H251ZM53 263V264H54ZM59 263V264H60ZM69 263V264H70ZM82 263V264H83ZM98 264V261L97 262H95V264ZM114 263V264H115ZM197 263V262H196ZM195 263V264H196ZM56 264V263H55ZM66 264V263H65ZM101 264V263H100ZM103 264V263H102ZM198 264V263H197Z\"/></svg>",
    "mask_w": 264,
    "mask_h": 264
}]
</instances>
